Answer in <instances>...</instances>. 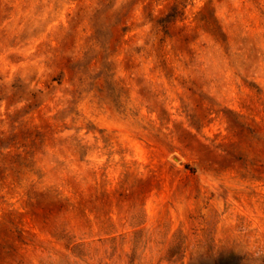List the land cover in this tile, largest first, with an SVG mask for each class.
I'll return each mask as SVG.
<instances>
[{"label":"clouds","instance_id":"9594fccd","mask_svg":"<svg viewBox=\"0 0 264 264\" xmlns=\"http://www.w3.org/2000/svg\"><path fill=\"white\" fill-rule=\"evenodd\" d=\"M264 264V0H0V264Z\"/></svg>","mask_w":264,"mask_h":264},{"label":"rangeland","instance_id":"374dc122","mask_svg":"<svg viewBox=\"0 0 264 264\" xmlns=\"http://www.w3.org/2000/svg\"><path fill=\"white\" fill-rule=\"evenodd\" d=\"M198 264H233L231 256L226 252H216L203 258Z\"/></svg>","mask_w":264,"mask_h":264}]
</instances>
